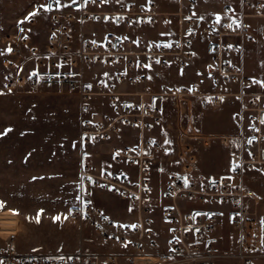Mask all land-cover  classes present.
Returning a JSON list of instances; mask_svg holds the SVG:
<instances>
[{"label":"built area","instance_id":"obj_1","mask_svg":"<svg viewBox=\"0 0 264 264\" xmlns=\"http://www.w3.org/2000/svg\"><path fill=\"white\" fill-rule=\"evenodd\" d=\"M194 2L190 0L192 6ZM97 3L99 0L94 3L92 0H78L68 10H57L55 5L50 12L40 9L39 12L48 17L46 35L42 40L34 35L33 29L38 21L33 17L19 22L14 31L4 33L0 43L6 49L11 47L12 51L1 61L3 71L0 91L22 88L36 92L43 85L51 84L75 91L85 106L94 94L79 78L83 65L87 63H124L131 69L149 63L167 64L171 60L185 64L193 56L190 40L194 38L196 17L192 9L178 13L187 30L176 40L125 37L112 32L105 33L102 39H96L82 31L77 32L75 24L78 22L83 26L86 22L96 21L117 25L151 23L162 15L154 2L120 5L111 11H95L92 7ZM225 15L227 18L224 21L216 23L214 20L203 29L212 56L207 64L209 81L214 84L243 81L242 86H245L253 80L243 75L241 68L229 59V55L239 49L235 38L249 36L250 18L264 15V0H229ZM33 72L37 75H32ZM126 79L124 73L118 74L115 83L107 85L102 93L117 98L121 93L117 91L116 85ZM158 95L174 99L173 107L177 116L174 140L164 144L148 141L133 147H115L112 151L115 161L128 160L138 166V180L130 181L126 175L108 171L97 172L88 164L80 169L83 184L100 187L136 204L138 220L135 223L114 220L101 208L85 202L79 203L69 214V220L91 226L106 241L121 246L124 241H131V244L121 251L97 254L79 251L46 256L37 252H22L17 245L21 225L19 215H8L2 210L0 264H215L226 256L218 248L215 236L221 211L193 206L206 202L228 206L230 223L241 232L242 249L237 257L241 264H254V261L248 263V260H254L251 253L257 250L264 238V203L253 189L242 184L241 178L246 166L264 167V123H261L264 120V105L253 98L249 105L241 107V111L250 112V118L255 121L244 139L242 135L204 134L183 123V119L190 114L193 98L201 97V105L206 109L217 108L222 102V93L175 86L163 89ZM239 95L255 96L247 92H240ZM162 118V110L156 103H127L115 117L107 115L103 121L97 122L83 119L80 134L83 141H104L115 129L117 121L148 128ZM233 142L239 144V150L231 155L230 175L209 178L201 172H195L194 168L203 151L211 146ZM147 148L167 149L181 160L180 170L171 173L166 186L165 195L171 203L164 206L160 214L167 229L163 241L154 237L149 227L152 207L144 203L152 192L149 175L154 159ZM234 165L238 167L233 171ZM206 214L212 215L209 217ZM245 248L249 251H244Z\"/></svg>","mask_w":264,"mask_h":264},{"label":"crops","instance_id":"obj_2","mask_svg":"<svg viewBox=\"0 0 264 264\" xmlns=\"http://www.w3.org/2000/svg\"><path fill=\"white\" fill-rule=\"evenodd\" d=\"M194 1L192 6L190 0H107L106 3L99 0V3L92 7L95 11H111L117 9L120 5L154 2L162 15L157 21L151 23L135 22L131 25H117L96 21L86 22L83 26H80L78 22L75 24L77 32L82 31L85 35L96 39H102L105 33L112 32L125 37H153L159 41H172L181 38L187 30L186 24L178 13L192 9L196 17L194 38L190 40L193 56L185 64L171 60L167 64L149 63L146 64L149 67L144 65L131 69L124 63L113 65L87 63L83 65L79 78L87 86L91 85L90 89L94 94L85 106L79 100L81 125L83 119L97 122L103 121L107 115L115 117L127 103L135 105L156 103L162 110L163 118L148 128L117 121L115 129L110 132L109 138L104 141L87 142L81 138L82 146L78 156L79 179L81 167L88 164L92 170L97 172L108 171L126 175L130 181L138 180V166L131 164L128 160L115 161L112 151L115 147H133L148 141L164 144L174 140L177 126V116L173 107L174 99L171 96L158 95L163 89L186 86L196 87L201 92L215 90L222 93L223 99L217 108L206 109L201 105V97L193 98L190 114L183 119V123L188 128L204 134L242 135L244 139L248 136L249 130L254 126L255 121L250 118V112H242L241 107L249 105L250 100L253 98L258 99L260 104L264 105V86H262L264 85V15L250 18L249 36L235 38L239 49L229 55V59L241 68L243 75L252 79L253 82L245 86H242L243 81L214 84L209 81L208 77L207 64L212 56L208 50L207 37L203 29L216 20L217 14L221 16L220 21L227 18L225 9L229 0ZM47 2L38 3L37 5L46 4ZM37 5L34 10L37 9ZM70 8H61V10ZM33 18L38 21L33 29L35 37L38 38V33H41V35L46 34L48 17L47 14L39 12ZM2 48L6 50V47L0 43V51ZM7 53L4 51L3 56L0 58V64ZM120 73L127 76L126 81L116 85L117 91L121 94L117 98H113L102 93L106 90L107 85L115 83L116 76ZM240 92L251 93L255 96L241 97ZM219 146L223 148L221 150H208L207 148L206 152H202L200 161L194 168L195 172H201L209 178L230 175L232 168L231 155L234 151L239 150V144L233 142V144ZM226 150L228 154L225 152ZM147 152L153 154L154 159L150 165L149 175L152 192L144 200V203L152 207L149 227L153 231L154 237L159 241H163L166 238L167 229L160 214L162 208L171 203V200L165 195L166 186L171 173L180 170L181 160L173 156L167 149L153 150L147 148ZM233 180L237 179L233 178ZM241 182L246 188L253 189L264 203V167L258 165L244 167ZM81 188L82 202H88L101 208L110 218L125 223H135L138 220V206L136 204L123 200L120 196L97 186L85 185L81 182ZM160 196L163 198V203H166L158 208L154 201ZM117 200L123 208L120 209L114 205ZM193 206L195 208L221 211L215 236L218 248L226 256L217 260L215 264H226V260H231L229 255L234 248H236V251H232V253L242 249L241 232L230 223L227 213L228 206L210 202L195 203ZM160 225L163 227V231L159 233ZM77 226L79 233L77 244L65 249L63 253L79 251L87 254L103 253L104 251L99 248V245L106 240L101 238L87 224ZM224 227H228L230 233L236 236L235 246L230 247L226 244L222 235ZM17 245L22 252H30L23 249L18 241ZM256 251L261 254L256 258L254 264H264V238Z\"/></svg>","mask_w":264,"mask_h":264},{"label":"rangeland","instance_id":"obj_3","mask_svg":"<svg viewBox=\"0 0 264 264\" xmlns=\"http://www.w3.org/2000/svg\"><path fill=\"white\" fill-rule=\"evenodd\" d=\"M47 1L51 0H0V36L14 31L16 24L24 21L38 3ZM60 2L70 5L63 8L76 4L72 0ZM45 35L38 33V38L42 40ZM2 71L0 64V81ZM0 92L4 93L0 95V134L11 129L0 135V201L6 202V214H12L10 209L19 211L18 243L23 249L46 256L58 255L78 242L79 223L69 220V214L82 202L78 173L82 146L80 99L75 91L51 84L36 92L22 88ZM222 148L216 145L208 150ZM154 202L158 208L166 203L162 196ZM114 205L123 208L118 200ZM41 209V222L36 223ZM58 215L61 219L53 222ZM227 228L224 227L223 238L228 246H235L236 236ZM99 248L104 252L124 249L108 241H103ZM232 251L226 264H241L237 257L240 251ZM260 254L251 253L254 260L248 263Z\"/></svg>","mask_w":264,"mask_h":264},{"label":"snow or ice","instance_id":"obj_4","mask_svg":"<svg viewBox=\"0 0 264 264\" xmlns=\"http://www.w3.org/2000/svg\"><path fill=\"white\" fill-rule=\"evenodd\" d=\"M73 3L76 2V0H72ZM92 2L94 3L95 0H92ZM101 2L103 3H106L107 0H101ZM55 5V8L57 10L63 8V7H69L70 5H64V4H61L60 0H51L50 3H48L47 5H44V4H41L39 5V8L34 10L33 12L29 13V16L26 18L28 20H30L32 17L36 16L39 14V10L40 9H43L44 11L46 12H50L53 10V6ZM190 19V17H189ZM201 19H203V17H201ZM221 20V16L219 14H217L216 16V23H219ZM20 23H23V21H21ZM237 27H239V25L237 24L236 25ZM228 27H232V25H228ZM21 31H23V29H21ZM6 52L10 53L12 51L11 47H8L6 50ZM4 52L3 51H0V55H3ZM145 67H149V65H145ZM32 75H37V73L33 72ZM264 86V85H262ZM88 87H91V85H88ZM11 91V89H9V92ZM4 93L3 92H0V95H3ZM223 99V98H221ZM261 123H264V120L261 121ZM8 131H11V129H6L4 133L0 134V135H6ZM249 143H251V140L249 141ZM238 167V165H234L233 167V171L235 170V168ZM35 179V178H34ZM185 187L188 186V181H187V178H185ZM77 199H79V197H77ZM85 203H88V202H85ZM6 207V202L4 201H0V211L4 210V208ZM10 211L12 212L13 215H19V211L17 209H10ZM43 214V209H41L38 213H37V216L35 218V222L36 223H40V217L41 215ZM196 215H200V213H197ZM206 215H209V217L212 215V214H206ZM107 219V217H105ZM61 219V217L58 215L56 217H53V222H57ZM64 219H67V217H64ZM29 221L31 222V218H29ZM133 228L135 226H132ZM117 240H119L120 238L119 237H116ZM129 244H131V241H124L122 242V246L127 248L129 246ZM33 251H38V249H33ZM60 259H63V257H61Z\"/></svg>","mask_w":264,"mask_h":264}]
</instances>
